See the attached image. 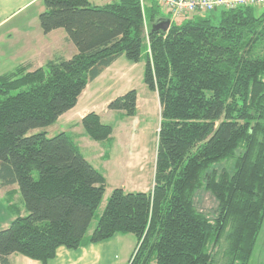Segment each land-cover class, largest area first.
<instances>
[{"label": "trees", "instance_id": "1", "mask_svg": "<svg viewBox=\"0 0 264 264\" xmlns=\"http://www.w3.org/2000/svg\"><path fill=\"white\" fill-rule=\"evenodd\" d=\"M42 2L43 33L63 29L76 52L0 75V185H17L10 201L18 192L26 212L9 204L15 217L0 229V264H10L12 253L46 264L59 246L77 248L115 233L137 239L127 264H248L264 221V9L220 8L217 22L199 14L171 21L166 31L147 30L142 79L160 105L153 185L113 188L87 235L105 176L72 135L32 130L73 108L119 56L141 59L146 11L141 0ZM149 7L151 21L169 18L155 0ZM136 101L130 89L107 108L132 116ZM80 124L96 141L113 130L94 111ZM199 189L217 201L212 218L195 205ZM222 239L218 261L214 249Z\"/></svg>", "mask_w": 264, "mask_h": 264}, {"label": "rangeland", "instance_id": "2", "mask_svg": "<svg viewBox=\"0 0 264 264\" xmlns=\"http://www.w3.org/2000/svg\"><path fill=\"white\" fill-rule=\"evenodd\" d=\"M141 3L145 8L147 21L141 59L133 63L124 56H120L112 65L119 74L108 79L107 83H104V77L91 81L90 88L93 90L86 89L82 92L73 108L63 113L53 124L32 130V132L44 130L48 136L61 131L72 135L84 157L105 176V192L94 213L87 235L94 229L113 188L121 187L126 192L146 191L153 185L160 105L156 92L147 88L142 75L148 41L147 30L155 22L151 21L149 0H141ZM253 8L258 14L264 9V5L253 6ZM219 11L220 8L200 13V15L209 17L212 22H217ZM161 12L168 17L164 10L161 9ZM174 22L180 23L181 20ZM59 31L64 32L63 29H55L51 38L55 40ZM130 89H135L137 92L135 115L126 116L122 111L107 108L109 101ZM89 111L96 112L103 122L112 125V133L107 139L96 141L84 134L80 119ZM97 152L106 153V157L95 160ZM231 163L232 161L225 165L229 166ZM222 165L224 163L218 164L217 167L220 168ZM194 202L196 207L206 213L209 218L216 215L217 201L209 191L197 190L194 194ZM224 246L225 242L222 239L214 249L215 258L218 261H221ZM248 264H264V221Z\"/></svg>", "mask_w": 264, "mask_h": 264}, {"label": "crops", "instance_id": "3", "mask_svg": "<svg viewBox=\"0 0 264 264\" xmlns=\"http://www.w3.org/2000/svg\"><path fill=\"white\" fill-rule=\"evenodd\" d=\"M88 1L94 5H103L115 0ZM152 1L149 0L150 4ZM43 9L42 0H0V75L19 65L33 70L44 66L51 59L69 58L76 52L74 44L67 38L64 30L59 31L55 40L51 38L55 29L43 33L38 20V15ZM119 58L120 56L92 81L104 77V83H107L108 79L119 74L112 66ZM90 83L91 81L83 92L86 89L93 90ZM99 157L105 158L106 153L97 152L94 159ZM16 188V184L0 185V229L7 227L15 217V208L9 205L12 201L19 204L20 215L26 213L18 192L10 201L9 190ZM136 246L137 239L132 233H115L105 240L77 248L59 246L55 256L46 264H127ZM7 258L10 264H42L18 253H12Z\"/></svg>", "mask_w": 264, "mask_h": 264}, {"label": "built area", "instance_id": "4", "mask_svg": "<svg viewBox=\"0 0 264 264\" xmlns=\"http://www.w3.org/2000/svg\"><path fill=\"white\" fill-rule=\"evenodd\" d=\"M170 18V21L184 20L217 8L230 9L236 6L264 5V0H155Z\"/></svg>", "mask_w": 264, "mask_h": 264}, {"label": "water", "instance_id": "5", "mask_svg": "<svg viewBox=\"0 0 264 264\" xmlns=\"http://www.w3.org/2000/svg\"><path fill=\"white\" fill-rule=\"evenodd\" d=\"M169 25H170V19L169 18H161V19H158L154 23V25L152 26V30L157 29V30L166 31L168 29Z\"/></svg>", "mask_w": 264, "mask_h": 264}, {"label": "bare ground", "instance_id": "6", "mask_svg": "<svg viewBox=\"0 0 264 264\" xmlns=\"http://www.w3.org/2000/svg\"><path fill=\"white\" fill-rule=\"evenodd\" d=\"M161 9V8H160Z\"/></svg>", "mask_w": 264, "mask_h": 264}]
</instances>
